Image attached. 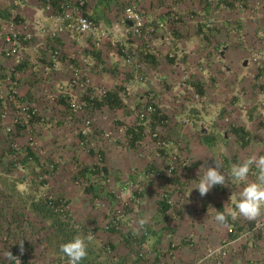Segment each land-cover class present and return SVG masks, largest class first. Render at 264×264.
<instances>
[{"label":"rangeland","instance_id":"rangeland-1","mask_svg":"<svg viewBox=\"0 0 264 264\" xmlns=\"http://www.w3.org/2000/svg\"><path fill=\"white\" fill-rule=\"evenodd\" d=\"M61 1L0 0V264H67L60 244L80 233L92 236L81 264H195L206 234L217 248L218 204L234 208L230 196L244 187L201 196L193 188L205 167L215 157L227 173L264 156V0H173L174 18L147 20L140 35L123 22L133 0H86L84 11L103 9L90 16L106 29L101 39L43 33ZM13 20L35 36L8 58ZM193 27L204 38L192 39ZM222 44L232 49L217 61ZM76 70L87 88L72 85ZM109 91L121 105L103 102ZM72 98L87 107L74 110ZM22 102L35 116L19 111ZM237 217L221 227L249 229L264 214Z\"/></svg>","mask_w":264,"mask_h":264},{"label":"built area","instance_id":"built-area-1","mask_svg":"<svg viewBox=\"0 0 264 264\" xmlns=\"http://www.w3.org/2000/svg\"><path fill=\"white\" fill-rule=\"evenodd\" d=\"M61 3L62 9L53 15L54 25L49 28H47L45 25H39V29L43 33L55 37L67 31L72 35H79L81 37L87 35H94L96 39H101L104 35H106V29L103 24L92 19L82 9L83 6L86 4V0H63L61 1ZM52 8H54V5L48 3L47 9L52 11ZM123 22L127 25L128 29L138 35H140L146 28L147 19L145 18L142 10L138 6H136L135 0H133L131 4L125 7V10L123 12ZM128 22H130L131 25H128ZM6 28L8 30L7 36L5 38L7 42V47L5 48V55L8 58L13 56H19L22 48L34 38L35 31L31 28H28L23 31L20 30L14 20L10 21V23L5 26V29ZM60 56L61 49L57 47L54 52V57L56 60H59ZM89 82V77L87 79V77L83 73H81L80 70L75 71L72 77L73 86H77L83 89L88 87ZM63 88L64 85H61L60 90L63 91ZM70 104L72 108H74V110H83L85 107H87L86 102L81 103L79 100H76L74 98L71 99ZM19 111L28 115L29 117L35 116L36 114V110L28 102H22L21 104H19ZM90 124L91 119H86L85 125L82 129V132L84 134H87ZM229 230L230 232H234V228L232 226H230ZM258 232L264 234V219L259 220L255 224V226H253L247 232V234L253 235ZM227 255V244L223 243L217 248L210 249L205 254V256L202 257V259L198 260L195 264H205L206 260L212 258H218V260H222L226 258Z\"/></svg>","mask_w":264,"mask_h":264},{"label":"clouds","instance_id":"clouds-1","mask_svg":"<svg viewBox=\"0 0 264 264\" xmlns=\"http://www.w3.org/2000/svg\"><path fill=\"white\" fill-rule=\"evenodd\" d=\"M107 95L108 93L105 96ZM213 158L215 166H204L206 170L199 177L196 187L193 188L197 189L201 196L206 195L216 185L224 186L228 182L244 185L242 191L230 196V199L235 197L234 208L229 207L224 211L217 210L215 220L220 224H226L229 217L234 219L241 215L254 220L264 214V156H249L240 163L232 164L227 173L221 169L219 161ZM253 168L256 170L255 179L249 181L248 177ZM91 240V235L80 233L61 243L60 251L67 258V264H81L88 255ZM16 260L19 262L18 259Z\"/></svg>","mask_w":264,"mask_h":264},{"label":"crops","instance_id":"crops-1","mask_svg":"<svg viewBox=\"0 0 264 264\" xmlns=\"http://www.w3.org/2000/svg\"><path fill=\"white\" fill-rule=\"evenodd\" d=\"M142 3H138V6L140 7L141 4L144 5L147 9V14H145V10L143 9L142 11L144 12V16L148 21H152L154 20V22L157 20H159V22L162 20L163 22L168 23V21H170L171 18H174V9L176 5L175 2H173V0H152L153 2H151L150 0H142ZM146 1V3H145ZM62 3L60 2L61 6ZM212 9V8H211ZM210 7H207L205 10L202 11V13L205 14H209L211 11ZM6 8L2 7V9H0V14H3L5 12ZM86 13L91 16L93 15L92 13L95 11V9L92 7H87L85 8ZM95 15H93V18L97 17L99 18L100 16H103V9L102 8H97V10L95 11ZM98 14L100 16H98ZM147 16V17H146ZM2 18L0 16V22H2ZM129 25H131V23H128ZM203 26V24H202ZM192 34H190V36L192 37V39H195V36H199L201 39L204 38L203 35L201 33H197V29L196 27L192 28ZM65 33V32H64ZM68 33V32H67ZM62 35V34H61ZM65 38H67V35L65 36ZM168 39L170 40L168 43L171 45V43H173V37L171 35L168 36ZM207 40V39H205ZM220 41H222V39H220ZM225 41V40H223ZM223 49H219V51L221 52L220 54H217L215 52L214 54V58H218L220 57H226L227 56V52H229L232 48L229 44H222L221 46ZM203 51V50H202ZM218 51V52H219ZM208 54L207 51H203V58H200L201 60L207 59V61L209 60L208 57L205 58V56ZM244 55V54H243ZM176 56V54L174 55ZM180 56V55H179ZM202 56V55H201ZM154 59H162L163 57H152ZM178 59V58H177ZM217 61H219L217 59ZM175 58H171L170 61H167V64H178L180 65V62H175ZM166 69H169V66L166 67ZM170 71V70H169ZM161 72H163V74L169 75L165 70H161ZM158 74H161L160 72H158ZM162 75V74H161ZM260 103H264V101H260ZM257 152V149L255 148V153ZM260 157V156H259ZM239 184V183H237ZM238 193V192H237ZM239 218V217H236ZM256 223V222H255ZM254 223V224H255ZM234 224H232L233 227ZM242 226L240 223L237 225ZM234 228V227H233ZM213 229H214V235L215 233L217 234V247L221 244V241L223 240L224 243L227 244V250H228V256L226 259V263L225 264H264V235L263 233L261 234L260 232L255 233L253 235L251 234H247V232L251 229H246L243 228L242 230H236L234 231V233H228L226 231V229H223V227H221V224H218V222L216 221V223L213 224ZM195 235V234H194ZM193 235V236H194ZM249 236L251 238H249ZM210 235L206 234V238L203 237L204 239L201 241L203 243V251L205 252V254L207 253V251H209V247H207V244H209V242L211 240H209ZM194 240H199L198 237H194ZM212 243V242H211ZM207 247V248H206ZM214 248V247H212ZM186 250V248H185ZM188 252L185 254V259L187 258ZM209 264H215L214 262H212V259H209V261L207 262Z\"/></svg>","mask_w":264,"mask_h":264},{"label":"trees","instance_id":"trees-1","mask_svg":"<svg viewBox=\"0 0 264 264\" xmlns=\"http://www.w3.org/2000/svg\"><path fill=\"white\" fill-rule=\"evenodd\" d=\"M52 1H54V3L56 4V0H52ZM57 1H58V0H57ZM61 9H62V7L59 6V10H61ZM104 100H105V101H103V102H108V103H110L112 106H115V105H121V104H122V100L120 99L118 92H114V91H109L107 97H106ZM2 102H3V98L0 96V108H1V106H2ZM90 170H91V169H90ZM104 171H105V170H104ZM88 188H90V187H88ZM91 188H92V187H91ZM218 210H220V211H224V207H223V205L218 204Z\"/></svg>","mask_w":264,"mask_h":264}]
</instances>
